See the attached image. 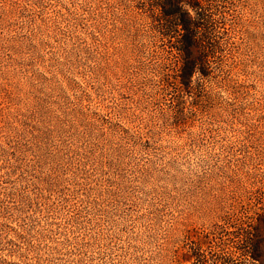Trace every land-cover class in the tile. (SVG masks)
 Here are the masks:
<instances>
[{"label": "rangeland", "instance_id": "obj_1", "mask_svg": "<svg viewBox=\"0 0 264 264\" xmlns=\"http://www.w3.org/2000/svg\"><path fill=\"white\" fill-rule=\"evenodd\" d=\"M197 1L183 55L169 0H0V264H264V0Z\"/></svg>", "mask_w": 264, "mask_h": 264}, {"label": "trees", "instance_id": "obj_2", "mask_svg": "<svg viewBox=\"0 0 264 264\" xmlns=\"http://www.w3.org/2000/svg\"><path fill=\"white\" fill-rule=\"evenodd\" d=\"M171 3V8L168 11V14H170L171 17H174L178 23V32H179V38L181 39L182 47L179 48V53L181 54H192L194 49L198 46V36L196 34V18L192 16L190 11L183 12L181 10V2H184V0H169ZM191 8H196L198 1L197 0H186ZM163 7V5H161ZM198 56H195L193 59H185L184 61H181L180 63V82L185 87H188L191 85V79L193 74L200 70V67L198 66ZM202 74H205L204 71H202ZM260 222L261 218H258ZM260 222L257 226H255V229L259 230L260 228ZM262 244L261 240H255V238L252 237L251 239V246H252V252L253 250H257L259 246ZM255 254V253H252ZM254 259L260 260V257L258 255H252ZM264 261V258L262 259Z\"/></svg>", "mask_w": 264, "mask_h": 264}]
</instances>
